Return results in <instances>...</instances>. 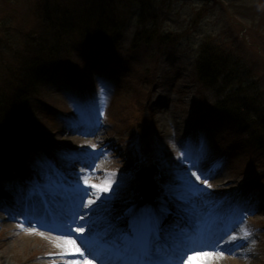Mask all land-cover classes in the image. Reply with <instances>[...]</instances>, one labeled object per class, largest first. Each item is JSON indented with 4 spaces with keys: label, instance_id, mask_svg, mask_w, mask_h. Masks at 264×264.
I'll use <instances>...</instances> for the list:
<instances>
[{
    "label": "rangeland",
    "instance_id": "obj_1",
    "mask_svg": "<svg viewBox=\"0 0 264 264\" xmlns=\"http://www.w3.org/2000/svg\"><path fill=\"white\" fill-rule=\"evenodd\" d=\"M60 1L0 0V104L3 105V107L0 106V115H5L8 112L4 103H6L8 97H11V84L14 83L13 88L17 90V93H21L19 92V88L22 86L19 83L21 75L15 80L10 77L21 70V67L25 65L23 61L31 66L30 60L40 54L37 53L35 37L42 39L45 50L48 47L55 46L54 42L57 38L53 31L45 25L46 20L44 22L42 14L45 10H41V6L42 3L44 5L46 3V7L55 4L59 7H62V5L69 6V4H63ZM73 1L77 4L81 2V0ZM169 1L177 10L176 15L178 16H169L162 28L181 35L187 34L184 40L189 44L184 47L180 43L175 49L184 47L196 49L198 52V47L201 44H207L208 47L214 49L219 48L222 53L229 54L231 59L239 62L236 61L238 71L248 72L249 76L244 80L247 79L249 83L256 81L255 87L260 91H264V0H191L187 5L179 0ZM14 4L15 8L12 7ZM124 11L126 10L121 12ZM198 12H200L199 16L202 17L200 19L195 17L194 19V14ZM192 18L193 21L188 23ZM11 19L12 23L9 22ZM62 38H64V35ZM26 41L29 46H26ZM43 44L40 43V45ZM128 56L131 61L135 62V65L137 62H141L143 65L138 64L137 66L140 65V68L137 67L136 70L129 67V74L123 72V77L119 76L116 79L114 91L108 93L106 97H102L98 91V96L93 98V101L98 100V103L94 104L95 112L105 119V121H102L103 132L99 140L95 141V143L103 145L101 147L102 151L98 150L99 147L93 142V138H89L85 143L75 142L71 144L74 135H67V131L73 126L72 115H70L72 110L67 106L64 92L60 89L52 87L51 83L48 82L47 87L37 85L35 91L30 92L31 84L28 83L27 91L23 94L24 97L29 98L26 99V106L29 108L28 114L43 130L44 139L46 138L51 143L56 141L65 150L70 147L75 149L89 148L87 150L94 152L96 155L100 154L93 172L84 175V180L95 185H102L106 180H110L113 187V183L117 180L116 175L120 177L119 179H123L126 184L134 181L135 183L132 185H137L140 178L143 179L144 175H149L150 177H156L158 190L160 189L159 192H161L162 188L168 183L174 186L169 179L177 176L176 171H181L182 181L186 179V174L187 176L191 175V169L177 159L176 142L179 139H185L190 134L191 129L199 124L201 118L203 119L202 115L204 116L211 108L214 102L213 91L212 89L203 88L196 95L207 108L196 103L198 99L193 95L192 86L197 76L194 70L191 72L190 69L194 64L193 53L177 59V63H175L176 61L171 63L175 66L174 72L171 71V66L166 65L167 73L165 77L160 74L158 76L161 66L157 61L154 62V65L157 64L156 67L149 70L145 65L148 61L140 58L139 52H129ZM62 71L66 78H70L67 73H71L69 68L62 69ZM78 72L83 77L80 68H78ZM141 72L145 75L139 76ZM175 74L179 75L180 79H177ZM3 75H5L6 80L2 79ZM9 78L12 82H9ZM141 78L147 81L146 85L139 80ZM157 79L159 81L155 83ZM172 79H176L175 82H170ZM93 81L96 82L94 77L92 78ZM152 84H155L154 88L151 87ZM84 85L86 92H92V88L96 86H92V83L89 87L87 86L89 85V78L84 81ZM67 86L71 87L69 83H67ZM139 86L144 89H138ZM74 88H76L75 85ZM14 89L12 90L14 91ZM81 90L83 89L79 87V91ZM142 94L143 100H141ZM36 99L42 105H37ZM10 100L15 101L13 98H10ZM48 105H51V107L49 108ZM62 105L65 106L62 107ZM147 105L152 109L159 110L157 115L159 121L154 125L156 130H148L145 134L146 137L149 135L155 140L160 137L158 142L160 146L153 145L150 148L146 145L147 139L143 142V138L140 137L142 134L139 133L142 128L141 123L149 117ZM54 110L60 114L55 113ZM40 111L46 112L50 117L46 119L45 114L42 115ZM165 111H168L167 115L164 114ZM57 116L61 122L57 125L55 123L51 125L50 121L56 122ZM134 120L138 121L133 127L130 123ZM94 121L96 120L94 119ZM96 122L98 123V121ZM164 122H166V127ZM163 125L164 127H162ZM135 128L137 132L131 133V129ZM23 130L28 131L26 127ZM134 134L136 135L133 136ZM160 135H163L164 138ZM220 136L218 130L210 136V146L213 147L211 152H215V155H217V146H222L219 143L222 138ZM137 137H140V141L137 142L139 147L135 148ZM110 139L113 142L107 141ZM222 141L227 145L234 144L226 137ZM105 143H108L112 149L108 150L104 145ZM132 143L134 146L129 147ZM250 144H247V146L250 147ZM154 146H157L160 151ZM250 148L256 149L252 150L250 156L236 151L234 155L228 158L230 164H228L229 167L224 173L228 176L230 185L222 186L221 182H216L215 188H213L215 198H217L214 200L213 208L223 204L228 205L232 200L230 193L238 190H240L243 197L248 194L256 196H249L248 204L255 207L257 205L254 202H259L260 207L256 212L242 214L245 215L244 217L238 218L235 214L233 215L240 221L239 223L236 221L237 227L241 228L244 234L245 230L249 233L243 237L248 239L249 246H245L252 257L235 261V263H233L234 260H239V258H232V263L224 262L223 264H264V204L260 206L261 195L264 193L263 180L261 179L263 184L261 181L258 184V178L264 176V158L258 160L257 163L253 161V156L264 154V150H257L256 147ZM242 150L244 149L242 148ZM155 151L159 152L158 155L162 159L169 158L172 160L174 166L171 167V170L164 169V165L162 166L157 158H150L149 155H154ZM63 152L62 159L51 158V160L55 165L61 166L65 173L77 177V172H73V168L70 169L73 153ZM42 156L48 161L49 158L45 154H42ZM260 161L263 166H259ZM252 166L254 172L249 169ZM164 167L169 168L168 166ZM192 180H195V178L192 177ZM201 182L195 181V184L198 185ZM209 183H215V181ZM182 188L188 189L185 183ZM166 191L169 190L166 189ZM159 192L158 195H160ZM99 193V199L95 200L98 204L106 207L110 205L112 212L119 209L120 202L123 201L121 198L114 197L107 192L99 191ZM212 193L213 191L206 189V192L199 194V198L195 201L197 204L199 202L209 204L206 198L209 196L214 198ZM202 195L205 196V199L201 197ZM240 213L239 210L237 214ZM1 224L0 222V264H28V261L33 259L35 262L30 264H53L52 257L44 258L41 253L45 249L53 252V249L58 248L57 245H62L63 242L53 241L31 231L22 230L16 224H11L13 227L10 226L7 229L2 228ZM236 228L235 226L232 227L233 230H236ZM10 229L14 231V236L11 235ZM235 236L238 237L239 234ZM253 240L255 241L254 244L252 243ZM249 253H246V256H249ZM55 255L60 256V252L55 253Z\"/></svg>",
    "mask_w": 264,
    "mask_h": 264
},
{
    "label": "snow or ice",
    "instance_id": "obj_2",
    "mask_svg": "<svg viewBox=\"0 0 264 264\" xmlns=\"http://www.w3.org/2000/svg\"><path fill=\"white\" fill-rule=\"evenodd\" d=\"M185 157L186 153L182 151L181 161ZM196 166L195 163L191 165V167ZM192 177L195 180H192ZM212 178H214L212 175L201 169L191 172L190 176L186 174L185 185L195 198L202 192L195 181H202L203 185L210 188L209 180ZM84 183L88 182L85 180ZM91 187L100 192H108L111 190L112 182L106 180L102 185H91ZM69 191L72 193L73 200H79L76 207L87 209L86 213L80 215L81 220L85 219V215L94 214L97 211L96 208L91 207L96 204L95 200L88 198L87 203L84 202V198L90 195L88 189L71 188ZM169 192H173L171 187H169ZM173 199L175 200L176 218L171 223H167V218L171 214L170 207L173 206L171 204L161 207L145 206L127 209L123 215L116 216L112 215V207L109 205L103 209L104 214L99 225L89 216V231H92L94 227L97 228L100 240V255L96 258H100L102 264L104 262L106 264H189L192 260L190 253H197L198 248L192 246V238L181 227L188 201L185 196L174 193ZM76 231L83 232L84 229L77 228ZM70 234L71 230L66 235ZM248 234L245 230V236ZM75 243L73 239H65L62 245L57 246H73L69 248L70 251L84 256L81 249L75 247ZM252 243L254 244L255 241L253 240ZM210 246L216 247L215 244ZM89 255L96 256L92 252H89Z\"/></svg>",
    "mask_w": 264,
    "mask_h": 264
},
{
    "label": "bare ground",
    "instance_id": "obj_3",
    "mask_svg": "<svg viewBox=\"0 0 264 264\" xmlns=\"http://www.w3.org/2000/svg\"><path fill=\"white\" fill-rule=\"evenodd\" d=\"M221 213H222V210H220L219 215H221ZM94 214L95 215L91 216V218H96L97 222H100L102 215H100L96 212ZM210 219L212 220L213 218L210 217ZM227 245L229 246L228 250H229V252H231V255H233V258H237V257L239 258V260H237V261H241V259L245 260V259H247V257L248 258L252 257V256H250L251 253H249L250 251L246 248V246H244L243 244L240 245L237 240L231 241V242L227 243ZM62 250H64V252H65L64 255H65L66 260L63 259L62 257H55V255H54V257H53L54 263L53 264H82V263H79L76 261L68 263L67 260H70L71 257L73 256V254H75V252L70 251L68 249V247H63ZM246 253H249V256H246ZM53 254H54V251H53ZM225 257H226V255L224 256V255H220L218 253L216 255L212 254V255H207V256H200V257L195 259V264H210V263H214V262L215 263L217 262V264H223L224 262L228 263V261L230 263H232V261H233L232 259L229 260V259H226ZM235 261L236 260H234L233 263H235Z\"/></svg>",
    "mask_w": 264,
    "mask_h": 264
},
{
    "label": "trees",
    "instance_id": "obj_4",
    "mask_svg": "<svg viewBox=\"0 0 264 264\" xmlns=\"http://www.w3.org/2000/svg\"><path fill=\"white\" fill-rule=\"evenodd\" d=\"M98 2H99L98 5H102L103 2H104V0H89L85 4V7H87V5L97 4ZM156 35H157V31H154V37L157 40ZM148 36L143 31H138L137 32V35L134 37V39L135 40H139L140 46H146V45H149V44H155V43L157 44L158 43V41H156V42L155 41H152L151 38H149ZM226 66L227 65H225V63L224 64H216V63H208V64H206V72H205L206 75H205V78L202 77L201 79L204 80V81H209L207 79H210V78H212V79H218L217 75H220V74H222V75H224V74L225 75H228V71H227ZM222 80L224 81V78H222ZM249 90L250 89H247L246 91H249ZM236 94H237V90L234 89V87H233L232 95H236ZM220 108L221 109H224L226 112H228V114L231 117L238 115V113L240 112L238 110V106H236V105H231V106H229V108L226 107L225 105L224 106L222 105Z\"/></svg>",
    "mask_w": 264,
    "mask_h": 264
},
{
    "label": "water",
    "instance_id": "obj_5",
    "mask_svg": "<svg viewBox=\"0 0 264 264\" xmlns=\"http://www.w3.org/2000/svg\"><path fill=\"white\" fill-rule=\"evenodd\" d=\"M149 186H150V184H149Z\"/></svg>",
    "mask_w": 264,
    "mask_h": 264
}]
</instances>
